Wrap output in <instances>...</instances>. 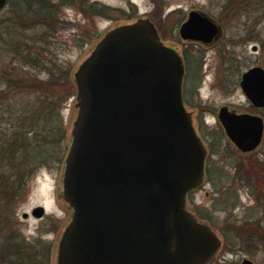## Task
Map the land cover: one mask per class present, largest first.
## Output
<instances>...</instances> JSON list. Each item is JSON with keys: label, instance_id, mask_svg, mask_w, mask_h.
<instances>
[{"label": "water", "instance_id": "1", "mask_svg": "<svg viewBox=\"0 0 264 264\" xmlns=\"http://www.w3.org/2000/svg\"><path fill=\"white\" fill-rule=\"evenodd\" d=\"M6 2L0 0V9ZM219 32L199 10H190L179 27L181 39L203 43ZM183 74L178 49L160 39L147 17L110 27L78 62L76 115L59 176V196L72 213L53 264H209L215 258L221 238L186 207V194L202 182L206 149L182 99ZM239 84L254 106H264L262 67L243 72ZM217 118L240 151L260 143V116L222 106Z\"/></svg>", "mask_w": 264, "mask_h": 264}, {"label": "rangeland", "instance_id": "2", "mask_svg": "<svg viewBox=\"0 0 264 264\" xmlns=\"http://www.w3.org/2000/svg\"><path fill=\"white\" fill-rule=\"evenodd\" d=\"M73 1L49 0L55 7L52 17L45 20L33 17L32 11L26 17L19 16L17 3L25 4L24 0L12 3L8 0L0 10L2 31L17 39L12 42L14 45L0 40V68L23 66L24 72L41 78H47L53 70L60 77L65 74L73 86L72 95L59 104L58 115L66 133L63 149L27 175L9 204L0 202L1 242L10 244L16 239L35 242L41 236L30 252L34 255L26 259L21 253L15 254L17 258L11 257V263L52 264L56 235L70 214L55 194L68 146L67 130L76 115L73 70L110 25L118 20L148 16L162 39L181 49L184 55L183 98L187 105L198 110L195 123L209 149L204 182L188 194L186 204L198 219L209 222L222 237L212 264H241L243 259L264 264V178L256 182L247 176L253 165L249 162L264 167V130L260 144L251 152L241 153L227 138L216 117L221 105L238 112L252 107L239 87V80L250 66L264 68V0H247L244 6L236 5L234 0H84V12L81 0ZM91 3L107 7V14L92 12ZM27 7L33 10L39 5L31 0ZM190 9L205 12L220 26V34L212 44L179 38L178 27ZM28 51L37 56L39 64L21 57ZM252 113L264 120V108H254ZM1 120L2 128H10L9 116ZM260 174L264 177V170ZM37 205H43L47 212L41 220L22 217L23 212L29 213ZM245 222H250L248 226L252 227H242ZM257 225L263 226L262 233L254 232ZM46 248L47 259L40 256V251Z\"/></svg>", "mask_w": 264, "mask_h": 264}, {"label": "trees", "instance_id": "3", "mask_svg": "<svg viewBox=\"0 0 264 264\" xmlns=\"http://www.w3.org/2000/svg\"><path fill=\"white\" fill-rule=\"evenodd\" d=\"M24 2L25 4L17 3L19 16L26 17L27 12L32 11L33 17L38 19L45 20L48 16L52 17V9L55 5L49 0H36L39 7L33 10L27 7L31 0ZM234 2L236 5L243 3L242 6L247 4V0H234ZM90 10L101 14L108 12V8L97 7L95 4H91ZM2 27L0 21V40H7L6 43L14 45L15 43L12 42L17 39L13 40L15 37L9 32L6 34L2 31ZM21 57L28 62L39 64L37 56L32 55L30 51ZM5 67L3 65L0 68V84H2L0 99H4L0 102V108L3 110L0 111V202L9 204L27 175L39 166L45 165L52 154L63 149L66 133L63 121L58 115L59 104L66 102L72 95L73 86L65 74L60 77L53 70L49 71L47 78H41L27 71L24 72L23 66L12 69ZM5 115L10 118L8 129L1 126V119ZM249 163L253 165L250 171H247L248 178L261 182L264 177L260 173L264 167L260 163L254 164V161ZM248 225L250 222H245L242 227H252ZM260 228L257 225L254 232L261 233ZM40 252V256L48 258V248ZM3 262L8 264L4 259Z\"/></svg>", "mask_w": 264, "mask_h": 264}, {"label": "flooded vegetation", "instance_id": "4", "mask_svg": "<svg viewBox=\"0 0 264 264\" xmlns=\"http://www.w3.org/2000/svg\"><path fill=\"white\" fill-rule=\"evenodd\" d=\"M81 2H82V5H81V8H82V10H83V12H84V0H81ZM181 54H182V57H183V59H184V55H183V53L181 52ZM189 103V102H188ZM189 106V105H188ZM190 108H192L191 106H189ZM249 108H251L250 110H251V112L250 113H252V110L254 109V108H252V107H249ZM192 110L194 111V113L195 114H197V109H194V108H192ZM192 111V112H193ZM28 216H31V215H28ZM27 216V217H28ZM45 216V214L42 216V217H33V218H35V219H37V220H41L43 217ZM26 217V218H27ZM59 232V231H58ZM57 235H58V233H57ZM57 235H56V238H57ZM37 238H40V237H37ZM56 238H55V240H56ZM35 242H37L36 240H35ZM35 242L34 241H29V239H24V240H22V242H20V241H18V239H16L15 241H13V243L11 244V255L13 256V254H19V253H21V255L23 256V257H25L26 259H29L32 255H34V254H30V252L32 251L33 252V249H34V246H35ZM9 243H4V242H1L0 241V264H2L3 262V259L5 260V261H7L8 262V264H12L11 263V261H12V259L11 258H6L5 256H6V254H8L9 252H6V254H4V252L7 250V246L6 245H8ZM15 251V252H14ZM19 252V253H18Z\"/></svg>", "mask_w": 264, "mask_h": 264}]
</instances>
